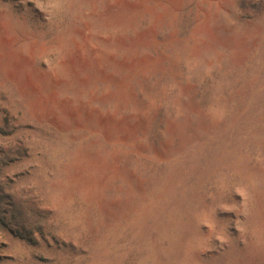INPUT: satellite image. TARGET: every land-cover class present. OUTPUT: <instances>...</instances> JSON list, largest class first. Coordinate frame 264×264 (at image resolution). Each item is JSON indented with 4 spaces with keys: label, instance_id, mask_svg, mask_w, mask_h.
<instances>
[{
    "label": "rangeland",
    "instance_id": "374dc122",
    "mask_svg": "<svg viewBox=\"0 0 264 264\" xmlns=\"http://www.w3.org/2000/svg\"><path fill=\"white\" fill-rule=\"evenodd\" d=\"M249 1L0 0L1 160L51 211L0 264H264Z\"/></svg>",
    "mask_w": 264,
    "mask_h": 264
},
{
    "label": "trees",
    "instance_id": "16d2710c",
    "mask_svg": "<svg viewBox=\"0 0 264 264\" xmlns=\"http://www.w3.org/2000/svg\"><path fill=\"white\" fill-rule=\"evenodd\" d=\"M241 8L255 7L249 0H240ZM19 148H0V235L5 231L32 241L37 233H42L51 219V211L41 205L31 193L19 190L5 173L7 163L2 158L18 156ZM12 158H9L11 160ZM2 244H0V250Z\"/></svg>",
    "mask_w": 264,
    "mask_h": 264
}]
</instances>
